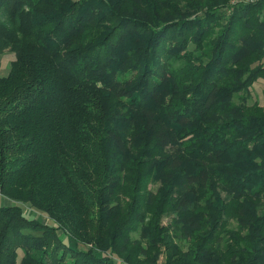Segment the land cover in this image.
<instances>
[{
  "label": "trees",
  "instance_id": "1",
  "mask_svg": "<svg viewBox=\"0 0 264 264\" xmlns=\"http://www.w3.org/2000/svg\"><path fill=\"white\" fill-rule=\"evenodd\" d=\"M7 50L0 264H264V0H0Z\"/></svg>",
  "mask_w": 264,
  "mask_h": 264
},
{
  "label": "rangeland",
  "instance_id": "2",
  "mask_svg": "<svg viewBox=\"0 0 264 264\" xmlns=\"http://www.w3.org/2000/svg\"><path fill=\"white\" fill-rule=\"evenodd\" d=\"M15 59V53L11 51H6L2 55H0V75L4 76L7 75L10 71L11 62ZM252 102H259L260 104H264V78H260L252 87V95L251 99L249 101ZM46 214L42 213V216L40 218H44ZM167 222V219H165V223ZM21 257V256H20ZM164 259V256L161 257L160 262H162Z\"/></svg>",
  "mask_w": 264,
  "mask_h": 264
},
{
  "label": "built area",
  "instance_id": "3",
  "mask_svg": "<svg viewBox=\"0 0 264 264\" xmlns=\"http://www.w3.org/2000/svg\"><path fill=\"white\" fill-rule=\"evenodd\" d=\"M258 0H232V3H236V2H256Z\"/></svg>",
  "mask_w": 264,
  "mask_h": 264
}]
</instances>
